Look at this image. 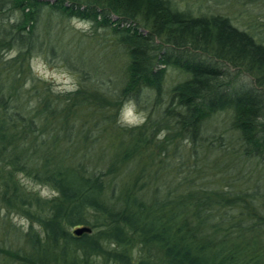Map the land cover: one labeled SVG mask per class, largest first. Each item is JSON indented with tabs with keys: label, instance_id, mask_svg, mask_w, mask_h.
<instances>
[{
	"label": "trees",
	"instance_id": "obj_1",
	"mask_svg": "<svg viewBox=\"0 0 264 264\" xmlns=\"http://www.w3.org/2000/svg\"><path fill=\"white\" fill-rule=\"evenodd\" d=\"M67 18L103 29L122 52L110 86L97 78H109L112 52L70 46ZM37 54L75 69L74 89L32 72ZM168 65L183 77L163 104ZM139 94L155 116L117 121ZM223 111L238 158L264 159V42L225 14L186 0H0V264H264V188L240 170L225 187L213 180L224 165L208 161L220 143L205 131ZM101 125L127 129L108 153Z\"/></svg>",
	"mask_w": 264,
	"mask_h": 264
},
{
	"label": "rangeland",
	"instance_id": "obj_2",
	"mask_svg": "<svg viewBox=\"0 0 264 264\" xmlns=\"http://www.w3.org/2000/svg\"><path fill=\"white\" fill-rule=\"evenodd\" d=\"M181 4L184 3V0H178ZM192 7H199L202 11L207 12H219L225 14L229 17L233 24L240 28H245L252 31L254 34L259 35L261 40L264 42V0H186ZM64 27L68 29V35L66 34L63 39H70L69 45L72 46L75 44L77 40H79V50H84V53H92L95 56L100 55V58L103 56L102 53H106L107 51L112 52L111 63L112 69L110 70L109 78H107L103 73H100V78L97 80L102 81L104 84L109 85L112 84V81L115 80L117 74L119 72L120 63L122 61V52L118 48L114 51H111V47L108 45L112 43L110 39H106L103 34L104 31L101 28L93 29L91 24L83 19L79 18H67L63 20ZM61 23L58 25H53V33L60 27ZM55 30V31H54ZM99 58V59H100ZM107 58V57H106ZM102 60V59H101ZM106 60V59H104ZM32 72H34L39 77L47 80L52 87L59 90H71L76 86V74L77 71L65 65L61 59L54 55H46L42 54L34 55L29 60ZM106 63V62H105ZM107 64V63H106ZM103 63L101 64L102 67ZM165 77H164V99L163 104L168 97L167 89L169 86L180 80L183 75L177 69H174L171 66L165 67ZM99 77V74L97 75ZM152 97L147 94H139L134 98L128 100L123 99L120 104L117 113V121L120 123L131 126L136 125L143 121L144 116L149 113L151 116H155V107L152 108L151 103ZM107 111V118H109ZM99 118V117H98ZM230 116L227 112H218L209 119L208 127L206 129L207 138L216 143H220V147L213 153L208 155V161L210 162H219L222 159V165L219 167H214L213 171V180L215 182L218 181L219 186H224L226 184L227 176H234V172H244L243 177H247L249 175L250 183L256 182L260 189L264 188V159L255 160H246L242 157L238 158L237 156V144L232 142V144L228 143L224 138L226 134L229 133L228 123ZM105 121V120H104ZM100 135L98 133V143L100 146H103V152L108 153L113 145L120 136L125 137V131L127 129H120L116 133L115 130L109 129L105 125H101ZM89 139L95 137V130L90 129ZM226 133V134H225ZM163 132L157 133L154 135L156 138H162ZM218 135H220L221 139H218ZM155 139V138H154ZM109 141H112V144H108ZM223 150L221 153H219ZM201 152L198 153L197 162L205 167L201 158ZM181 158H185V154H182ZM143 159V158H142ZM142 159L138 160L136 164H134L131 168L127 169L133 175L138 170L139 167L142 166ZM188 161L187 159H185ZM190 162L192 158L189 157ZM228 161V162H227ZM234 163L235 166L229 167L227 164ZM212 164V163H211ZM165 173V172H164ZM227 176H226V174ZM224 176V177H223ZM243 178H239V181L242 182ZM27 186L30 188L37 189L40 194H51L52 191L44 186L37 183H34L30 179H23ZM245 184V183H241ZM13 221L18 224L25 225V221L23 218L18 215L12 216Z\"/></svg>",
	"mask_w": 264,
	"mask_h": 264
},
{
	"label": "water",
	"instance_id": "obj_3",
	"mask_svg": "<svg viewBox=\"0 0 264 264\" xmlns=\"http://www.w3.org/2000/svg\"><path fill=\"white\" fill-rule=\"evenodd\" d=\"M89 230H90V228L84 224L83 225H76L72 228V232L75 234H79L82 231H89Z\"/></svg>",
	"mask_w": 264,
	"mask_h": 264
}]
</instances>
